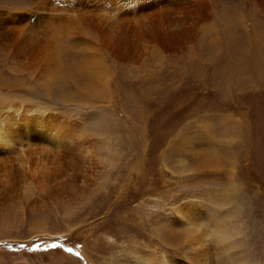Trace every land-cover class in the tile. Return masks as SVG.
Instances as JSON below:
<instances>
[{
	"label": "rangeland",
	"instance_id": "374dc122",
	"mask_svg": "<svg viewBox=\"0 0 264 264\" xmlns=\"http://www.w3.org/2000/svg\"><path fill=\"white\" fill-rule=\"evenodd\" d=\"M113 1L0 0V148L40 163L0 191V264H264V0L213 42L234 0ZM154 10L185 38L138 20ZM47 117L51 142L29 125Z\"/></svg>",
	"mask_w": 264,
	"mask_h": 264
},
{
	"label": "bare ground",
	"instance_id": "6f19581e",
	"mask_svg": "<svg viewBox=\"0 0 264 264\" xmlns=\"http://www.w3.org/2000/svg\"><path fill=\"white\" fill-rule=\"evenodd\" d=\"M108 1H110V0H108ZM138 1L139 0H122V1H120V0H114L113 1L114 4L112 5V3H113L112 2L110 4L111 7L108 10L110 12H113L114 13L117 9L119 11L120 9H129L130 6L137 7L138 6ZM166 2H167V0H165L164 2H161L160 3V6H166V4H167ZM170 2H171V4H174L173 6H175V7H177L176 5H179L181 8H184L180 4L179 0H170ZM199 2H202V1L201 0H194V3H196V4L199 3ZM247 3H248V5L250 3H253V8L251 9L249 7H246L245 5H247ZM123 4H125V7L124 8H122L123 7ZM149 4L152 5L153 4V1H150ZM183 5H185V4H183ZM153 6L154 5H152L151 7H153ZM137 8H139V7H137ZM177 8H179V7H177ZM144 9L147 11V8L146 7ZM110 12H109V15H110ZM134 12H135V9H134ZM214 12L216 14L215 15L216 16L215 17L216 19L219 18V14L220 13L223 14V22L222 23H219L220 28L222 29V31L216 30V27L214 25H210V24L207 25L206 28H208V31L207 32H208V35L210 37L209 40L211 42H213V40L215 38H217V37H222L223 40H224L223 34L224 33H227V32L229 33V36L230 37H233V31L236 32V33H238V34H240V35H242L241 26L239 25L240 20H242L244 22H247L248 20H252V18L257 17V15L255 14L256 9H255L254 1L253 0H234L232 3H230L228 10H225L224 9V12H221L220 9H216L215 8ZM113 13H111V14H113ZM46 16L49 18L51 16V14H48ZM139 16H140V18L138 20H142L145 17L146 21L149 22L151 24V26H153L156 29V31H157L156 34L159 35L161 38H163V40H165V41L166 40L172 41V40H174V37L176 38L175 40H177V36L182 37V35H183L182 34V31L179 29V25L182 24V21H183L182 18H179V19L177 18L175 20H170V24H167L165 22V20H162L159 17V15H158V13H157L156 10L151 11L149 13L148 12H144V13L140 14ZM79 17H81V16L79 15ZM50 18H52V17H50ZM74 18L79 21V25L80 26H82L84 28H90L91 27L90 22L86 21L85 19H83V18L82 19L81 18H77V16H74ZM47 21H49V20H47ZM113 21H114V23L112 24V26H114L116 24V22H117L115 20H113ZM48 23H47V25L53 24L52 22L49 23V24ZM140 24H141V27L142 28H145V27L148 26L147 23H145L143 21H141ZM52 26H54V25H52ZM172 26L177 27V30L175 29V27H172ZM146 30L151 31L149 29H146ZM61 34H62V32H59V34L57 35L56 38L61 39L62 38V35ZM251 35H252V33H251ZM255 36H257V38H258L259 35H258L257 30H254L253 29V37L255 38ZM140 37H141L140 35H136V38L139 39ZM183 38H185L184 35H183ZM263 38H264V36H263ZM263 38H258V39H263ZM53 42H55V41L53 40ZM119 42H120V37L117 36V37H115L113 39V43L114 44H117ZM57 43L58 42H55V44H57ZM256 43H258V40H256ZM224 46H225V43H224ZM55 50H57V46H55ZM57 51H60V50H57ZM214 54L215 53H213L212 55H214ZM250 58H252L255 61L256 60L257 61H260V60L262 61L261 58H264V45H260L259 47H256L254 49V51L252 52ZM256 69L257 68H256V65H255V67L253 69V73L254 74L256 72ZM69 72H71V71H69ZM240 74L241 73L237 74V77H234V78H236V79L239 78L240 77ZM254 74L252 75V79L254 77ZM26 118L28 119L27 116H23V117H21V120L23 121V119L25 120ZM21 120L18 121V127H20V124H22V126L20 128L23 130L25 124L23 125V123L21 122ZM42 121H43L42 124L41 123H38L39 125H36V124L34 125V124L30 123L29 125H32L30 128H35L36 133H38L40 130H44L45 129V131L43 133H45L46 135H43V137L44 136L47 137L48 138L47 141H50L51 142V141L54 140L55 135H57V133L59 132V130H56L55 129V127H58L59 128V125L57 126V123L56 122H55V125H52L54 120L51 117L50 118L47 117L46 120L44 118V120H42ZM15 123H17V122H15ZM12 124H13V122H12ZM12 124H10V125H12ZM61 124H62V122H61ZM15 126H16V124H15ZM25 134H26V137L29 136L28 135V131H25L24 132V135ZM35 136H34V138H35ZM52 137H54V138H52ZM40 138H42V136H40ZM40 138H38V139H40ZM26 141H29V140L26 138ZM55 141H56V139H55ZM54 147L56 149H59L61 147V145L59 143H57V144H55ZM0 149H1L0 150V191H1V194H2V192H4L3 195H6L7 192L8 193H11L12 192V190H10L9 186L14 182V180H16L18 184L21 183V181H23L25 179L26 175L29 174L27 171H29V169H30L31 172H36L37 169H38V167H39V164L40 163L39 162H36L33 165L28 164V169L26 168V163L25 162H28L26 158H29V155H30L31 150H32L29 147H26L25 148V150H27V151H25L23 148H20V150H19L18 148H16V149L15 148H12L11 145L9 143H7L5 146L1 147ZM27 152L29 153L28 156H27ZM53 152H54V150H53ZM12 153H14V154H12ZM24 153H25V156L23 155ZM52 158L53 159H48V161L45 163L46 168H48V170L50 171L49 174L51 172H54V173L58 172V174H56L54 176H56L58 178H61L62 175L68 171V169L67 168H63V165L65 164L63 161L58 160L56 157H55L56 159L54 157H52ZM43 162H45V160ZM82 173L84 174V172H82ZM58 178L56 180H58ZM34 179L36 181V184H37V187H38L39 191L42 192L43 194L44 193H49L50 192V189L53 190V192H51V193H55L56 190H54V189L59 188V187H62V185H63V184H57V183H55L54 186L53 185L52 186H49L48 185V187H51V188H48L46 186H42L37 178H34ZM66 179H67V176H66V178L64 180H61V179H59V181L53 180V181H49L48 183L50 185L54 181L55 182H58V183H61V182L65 181ZM55 185H57V186H55ZM51 193H49V194H51ZM183 208H185V207H183ZM178 211L180 212V214L182 216H186L185 215L186 213L183 212L184 210L183 211L178 210ZM203 250H205V249H203Z\"/></svg>",
	"mask_w": 264,
	"mask_h": 264
}]
</instances>
